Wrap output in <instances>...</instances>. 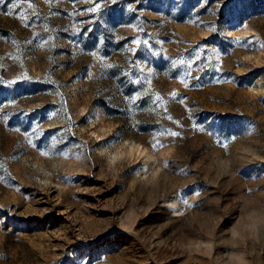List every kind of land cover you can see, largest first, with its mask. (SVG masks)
<instances>
[{
    "label": "rangeland",
    "instance_id": "obj_1",
    "mask_svg": "<svg viewBox=\"0 0 264 264\" xmlns=\"http://www.w3.org/2000/svg\"><path fill=\"white\" fill-rule=\"evenodd\" d=\"M0 264H264V0H0Z\"/></svg>",
    "mask_w": 264,
    "mask_h": 264
}]
</instances>
